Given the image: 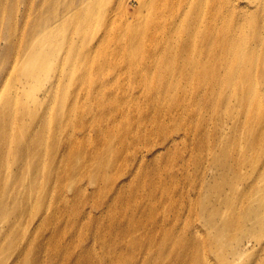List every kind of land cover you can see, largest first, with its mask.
<instances>
[{
  "label": "bare ground",
  "instance_id": "bare-ground-1",
  "mask_svg": "<svg viewBox=\"0 0 264 264\" xmlns=\"http://www.w3.org/2000/svg\"><path fill=\"white\" fill-rule=\"evenodd\" d=\"M24 1L28 12L17 15L16 9L15 15L0 16V42H5L0 46V149L12 148V157L17 156L6 163L7 176L23 181L20 188L25 189L21 197L19 192L14 197L0 195V211L22 201L32 215L45 203L57 214L52 216L53 225L47 226L44 216L35 229L40 233H32L24 247L20 242L19 248H11L8 254L13 260L1 264H17L22 256L39 264L42 250L50 244L52 253L60 252L58 264H85L84 255L98 244L95 238L112 230L108 223L107 228L99 227L94 213L104 211L109 216L112 207L127 204V187L135 190L124 233L127 244L135 248L128 264H175L168 257L172 256L170 242L177 237L184 238L185 248L193 252L208 241L218 244L221 257L227 258L217 257V264H258L251 254L264 248V0H137L135 12L142 9L147 14L133 18L127 14V0L125 4L122 0H62L56 10L48 7L51 0ZM0 9L5 11L7 6ZM61 34L70 46L68 64L65 75L60 70L54 78L50 74L60 64L54 50ZM122 53L132 60L142 55L145 62L135 68L128 87L109 73L114 69L111 63L99 62L103 70L92 71L95 79L88 76L94 57ZM70 71L80 75L70 81ZM47 79L48 86L42 89ZM58 89L64 90L61 96ZM131 91L140 95L127 97ZM82 97L92 99L96 108L106 103V116L101 113L88 120L92 108ZM127 99L136 107L137 117L131 122L127 121L131 117ZM108 104L113 106L111 111ZM117 110L126 124L115 120ZM105 118L113 124H105L111 133L102 149L97 143L104 130L96 127L97 137L89 138L84 127ZM212 123L214 132L209 135ZM51 130L60 133L49 137ZM61 142L66 155L59 156ZM7 154L0 153V159ZM63 156L70 170L64 168ZM210 156L211 162L203 161ZM204 167L221 171L215 186L207 184L208 197L215 194L219 206L208 200L201 213L188 212L191 231L184 224L177 234L175 224L165 223L161 215H179L181 201L192 204L198 199L192 195L200 194L195 180L206 177ZM66 177L73 206L63 205ZM146 182L150 195H138ZM186 184L192 191L179 190ZM89 186L91 191L85 188ZM76 197V204L98 201L83 210L82 219V211L70 217L72 227L82 224L74 236L66 237L72 229L60 228V213L65 209L76 213ZM115 213H111L114 222ZM149 214L156 218L148 235ZM14 218L0 215V236L21 227L23 217L16 214ZM83 219L95 222L92 245L81 234ZM195 220L202 221L207 237L198 238L201 230ZM100 243L103 249L108 246ZM80 246L86 252L80 251L78 259ZM144 247L148 251L143 252ZM207 261V256L196 259L197 264Z\"/></svg>",
  "mask_w": 264,
  "mask_h": 264
},
{
  "label": "rangeland",
  "instance_id": "rangeland-1",
  "mask_svg": "<svg viewBox=\"0 0 264 264\" xmlns=\"http://www.w3.org/2000/svg\"><path fill=\"white\" fill-rule=\"evenodd\" d=\"M123 2L125 0H122ZM130 1L127 5V14L130 17H135V16H145L147 14V12H145V10H138V12H135V7H136V1L137 0H127V2ZM242 2H244L245 0H241ZM24 0H0V7H6L7 9L4 11L2 9H0V16H7L10 14L15 15V11L16 9L18 10L17 15L19 14L20 11H24L26 9V11L28 12L29 6L28 4L24 3ZM35 4L39 3L38 0H34ZM62 2V0H51V3L48 5V7H52V9L56 10V8L58 7V5ZM125 4V2H124ZM34 5V4H33ZM10 6L13 7V10H9ZM32 6V5H31ZM33 8V7H32ZM31 10L29 11V13H33ZM4 16V17H5ZM31 18L29 19V21L27 23H24L25 25H28L31 21ZM2 22V18H0V24ZM27 27V26H26ZM18 32V28L16 29V32ZM61 38V39H60ZM60 42L59 44L55 47L54 52L57 54V61L60 62L59 65H56L55 70L50 74V77L53 75L54 78L57 77V72H59L61 70V76L65 75L63 72V70L67 67V58L69 56H67V52L70 49V46L67 42H63L62 41V34L59 37ZM73 39L77 40L76 36L73 37ZM5 44V42H0V46H3ZM5 46V45H4ZM111 48H114V46H111ZM94 63H92L90 65L89 70L92 72L93 70H97L102 69V65H99V62L103 61L106 62L109 66V64H113L114 65V69L111 70V73L113 77H120V80H122V83L127 84V87L129 84L132 83V80L135 76L134 70L135 68L140 65L143 66L145 64L143 57L141 55V59L140 60H132L129 59L128 57H126V55L124 53H122L121 55H105V56H101V57H94ZM106 60V61H105ZM91 68V69H90ZM125 69L120 71L119 69ZM107 71V70H104ZM86 72H82V74H85ZM106 73L104 76H106ZM79 73H72L70 71L69 75L67 76L70 81L75 80L77 78V76H79ZM95 72H92V74L88 73V76L90 78H94L95 79ZM49 79V78H48ZM48 79L46 80L44 86L42 89H44L45 87H47V83H48ZM13 80V77H12ZM13 83H15V81H13ZM68 89V88H67ZM9 91H13V87L9 89ZM60 94L59 96H61L63 94L64 90H60L58 89ZM133 91L131 92H127V97L128 95H130ZM263 93V92H261ZM134 96H139L140 95V91L139 92H134L132 93ZM121 96V95H120ZM119 95L117 96L118 100H122V96L120 97ZM81 101L84 102V104H86L87 106H91L92 110L91 113L87 116L88 120H92L93 119H97V117L100 116L101 113H103V116H106V113H108V107L106 106V103H104L103 105H101L100 107L96 108V104L92 99H85L84 97L81 98ZM109 105V104H108ZM110 106V111L112 110L113 106ZM131 114V117H127V121L131 122L134 118L137 117V113H136V107H132L131 102L127 99V113ZM115 120H117L118 124H126L125 121L123 120V117L120 116V112L119 110L115 111ZM105 124H113L112 122H109L106 118L103 119L101 121L100 124H85L84 127V131L86 133H88L87 137L89 138H94L97 137V130L95 131L96 127H100L104 130V133L99 137L98 143L100 145V147L102 149L105 148L107 142L105 141V138L110 139V131L106 130V125ZM213 124L212 123L210 125V131H209V135H212L214 132L213 129ZM9 125V124H8ZM72 126H76L78 124H71ZM8 127V126H7ZM112 130V127L110 128ZM30 131L35 132L36 129L35 128H31ZM78 129H74V134L77 135ZM58 132V131H57ZM54 132L53 130H51L49 132V134H47L49 137H51L52 134L57 133ZM72 132V130H69V133H67V136L71 135L70 133ZM60 132H58L59 134ZM61 133L63 134V131H61ZM115 133V132H113ZM208 135V136H209ZM27 137H28V133H27ZM63 141V140H62ZM114 143L116 141H113ZM211 140L208 139V143L207 146L210 145ZM89 143V142H88ZM90 145H93V143H89ZM64 142L60 144L59 150H58V154L59 156H61L64 153L63 147H64ZM116 146V143H115ZM88 147V146H87ZM90 150L91 148L88 147ZM12 148H10V150L6 151L5 148L0 149V153H8L7 156L3 157L0 159V195H2L3 197H14L15 194H17L19 192V197L22 196L23 191L25 188H20L21 186H23V181L21 180H14L8 179L7 176V165L6 163L9 162L14 159L15 157H17L15 154H13L12 157ZM66 155V152L64 153ZM63 158L65 159L62 164L65 165L64 168H67L70 170V168H72L68 162V159L66 157L63 156ZM209 160L210 162L212 161V158L210 156V158H205L203 161H207ZM218 160V159H217ZM14 164V163H13ZM13 164L9 165L10 169L13 168ZM66 169V170H67ZM245 170V169H244ZM204 171L207 174L206 177L200 182V180L196 179L195 183L197 185V187H199L201 189L200 194H193L192 198H195L197 200H194V202H192V204H184V203H188L186 200L184 203L181 204L183 206V209L181 211V213L179 215H176L173 212H169L167 214L161 215V218L163 219V221L167 224H175V230L178 232L181 231V227L185 224V227L188 231H191L190 229V222H191V216H189L187 218L188 212H199L201 213L202 208H204L203 204L208 202V200H211V205H215V206H219V202L217 200V197L215 196V194H212L210 197H208V193H207V184H209L210 186H215L216 185V178L221 177L222 175H219L221 173V171L217 168H213V169H208L206 167H204ZM194 178H196V176H194ZM17 179V177H16ZM81 179L86 180L83 176H81ZM78 182V181H77ZM63 192L67 193L65 194L67 196L66 201L63 203V205L65 206L66 204L70 203L71 198L73 197L72 193H71V188H70V182L67 179V177L64 179L63 182ZM3 184V186H2ZM8 184V185H7ZM145 186H143V190L138 189V195H147L149 193H151V189L149 188L148 183L146 182L144 184ZM86 189H88V191H91L92 187H85ZM198 189V188H197ZM179 190H182L183 192H188V191H192V187L190 186V184H186L185 186H182L179 188ZM192 193V192H191ZM190 193V194H191ZM79 198L76 197L74 198V202L76 200H78ZM135 200V190L132 187L131 189L127 187V204H125L124 206L121 205H115L114 207L111 208V211L109 212V216H106V213L104 211H102V213L96 212L94 213L96 219L100 222L99 227H105L107 228V223L109 225V227L112 229L106 236L102 237V238H98L96 237L95 240H97L98 244L95 242V246H92L90 252H87L84 257L83 260L85 262V264H109L108 262H111L110 264H128V261L130 259V257L133 255V251H135V248H133L132 246H130L129 244H127V240H126V234L125 231L127 230V223H126V218L128 221V217H129V213L132 211V207H131V202ZM94 201H98L96 198L92 199V200H83L80 204H76L75 202V209H76V213H74L73 215H71L69 212L66 211V209L63 211V213H60L61 220H62V224L60 225V228H66L65 231H68L70 229H72L70 232H68L66 234V237L68 236H74L75 233L78 230V227L81 226V224L75 228V226H71L72 221L70 220V217L76 216L78 215V213L80 211H82L81 214V219L82 217L85 215L83 213V210L88 211V209L92 206L91 202ZM100 202V200H99ZM116 204V203H115ZM150 204H152V202L150 201ZM69 205L73 206V203H70ZM3 210L0 211V215L3 214L5 218L9 219H15L14 216L16 214H19L21 217H23L22 220V225H20L21 227L13 230V233H11L10 231L4 236L1 235L0 236V264L1 263H5L7 261L11 262L12 256L10 254H8L9 250L11 248H19L20 242L22 244V246H25V242L26 239L32 234H37L40 232L35 231L36 227L39 225V222L43 219L44 216H46V219L43 221V225L47 226V225H53V220H52V216L54 214H57V212H55L51 207H49L48 203H45L41 210L37 213V211L35 210L34 215L30 214V207L25 206L24 204H22V201L19 202H11L9 206L6 207H1ZM37 209V208H36ZM116 209L119 211H124V214H119V213H115ZM115 213L114 216H118V219L114 220L111 219V217H113V215L111 216V213ZM114 218V217H113ZM156 218V216H152L151 214H149V219H147V226L145 228V232L149 235V229H152L154 226V219ZM83 226L81 227V234L84 237H88L87 240V244L88 245H92V239H94L93 234L95 231V222H92L91 224L87 222V219H83ZM1 223V222H0ZM76 224V221L75 223ZM195 226H198L201 230V234H198V238H200L201 236H206V231H204V227L202 225V221H198L195 220L194 222ZM141 226V225H140ZM2 228V226H0V229ZM59 228V229H60ZM49 230L45 231V235L49 234ZM211 235L213 236V232L212 230H210ZM124 234V235H123ZM12 235V236H11ZM87 235V236H86ZM207 237V236H206ZM183 239L184 238H174L171 242H170V246L172 248V256L168 257L169 259H174V263L175 264H197L196 259L197 258H203L205 256H207V259L209 261L206 262V264H217L218 262V258L217 257H221V247H218V244L216 245H212L210 241H208L207 238V244L205 247H198L196 249H194V252L192 250V248L186 249L185 245L183 243ZM100 242H105L107 243V247L106 248H102L100 246ZM234 244L237 243L236 241H233ZM51 243V242H50ZM6 247V250L3 251V249ZM50 247L51 244L49 245L48 248L44 247V249L42 250V253L44 255L40 256L38 258V262L39 264H58L59 261V257H60V252L59 253H52L50 251ZM245 250L247 249L246 247H244ZM65 249V248H64ZM147 247H144L143 252H146L148 250ZM264 248H256L255 249V255H252V258L254 260L258 261V264H264ZM86 252L84 251V249L82 248V246L77 247V254H78V259L82 258V254H80L81 252ZM250 251V250H249ZM131 252L130 256H128V253ZM65 255H67L68 252H62ZM219 256H218V255ZM76 257V254H74L72 256L73 260ZM108 257L110 258L108 261H104V258ZM227 258V256L221 257L223 258ZM28 257L26 258H20L17 262V264H32V262L27 260ZM13 260V259H12ZM230 260V259H229ZM27 262V263H26ZM54 262V263H52ZM6 263V264H7ZM76 264V263H74ZM233 264H241V262H235Z\"/></svg>",
  "mask_w": 264,
  "mask_h": 264
}]
</instances>
